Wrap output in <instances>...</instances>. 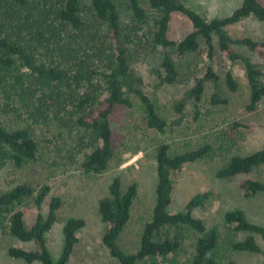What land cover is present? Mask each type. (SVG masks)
<instances>
[{
  "label": "trees",
  "instance_id": "trees-1",
  "mask_svg": "<svg viewBox=\"0 0 264 264\" xmlns=\"http://www.w3.org/2000/svg\"><path fill=\"white\" fill-rule=\"evenodd\" d=\"M126 1L132 15L129 24L122 23L116 0H89V11L83 0H0V114L19 113V107L14 108L7 102L9 98H15L21 108L32 107L34 112L31 114L40 117L54 111L58 114L70 111L72 106L76 123L93 136V149L84 156L82 163L87 173H102L115 156L110 115L116 105L132 107L135 97L150 128L165 133L170 125L160 112L158 100L144 90V77L132 67L134 49L142 47L153 52L163 49L164 55L157 69L159 83L174 84L179 80V70L173 55L197 50L202 38L212 60L214 35H217L222 53L232 62L241 61L244 65L250 92L246 109L254 111L264 100V63L254 62L232 49L234 43L243 45L264 61V41L249 36L233 38L226 30L250 15L264 19V5L259 0H243L229 16L212 20L191 7L190 0H142L153 11V20L141 0ZM175 13L187 16L193 26V30L178 41L169 35ZM41 55L47 59L40 60ZM21 67L30 71L28 76L21 72ZM204 78L217 80L219 75L210 66ZM204 78L198 79L175 104L177 113L183 114L190 98L200 102L205 89ZM226 83L231 91H236L240 80L228 70ZM82 87L85 89L80 92ZM75 89L79 92L75 93ZM103 93L106 96L101 98ZM212 102L226 104L228 98L217 92ZM180 122L181 116L174 123ZM38 147L28 127L10 130L0 122V170L8 161L18 169L25 167L36 159ZM169 148L165 142L156 148L155 203L150 219L143 226L138 250L126 252L118 243L131 219L132 206L138 195L136 183L123 190L119 177L111 183L109 194L99 201V212L106 224L102 237L104 246L118 264H161L160 259L165 261L163 264H176L170 255L182 248L184 233L180 228H190L197 233L191 264H236L233 259L222 260L221 243L225 242L221 231L217 227L207 228L204 220L194 215V210L210 198V191L193 195L182 211L173 213L169 210L175 186L173 173L186 163L209 156L211 145L176 155H170ZM262 164L264 148L233 156L218 175L232 178L249 173ZM241 188L249 196L264 193V182L247 178L241 182ZM50 192L49 184L36 188L29 183H20L0 193V215L10 212L7 224L10 234L23 242H35L39 247L38 250L11 247V257L29 263L37 260L42 264L69 263L79 242L77 233L85 227L86 220L76 216L66 220L62 252L54 259L47 246L46 234L57 222V211L63 200L52 195L48 213H44V202ZM30 198L35 199L37 215L35 222L28 226L24 211L13 208ZM224 221L233 225L236 232L248 234L243 239L230 240L232 250L264 255V249L255 237L259 235L264 239V225L250 221L242 209L226 211Z\"/></svg>",
  "mask_w": 264,
  "mask_h": 264
},
{
  "label": "rangeland",
  "instance_id": "rangeland-1",
  "mask_svg": "<svg viewBox=\"0 0 264 264\" xmlns=\"http://www.w3.org/2000/svg\"><path fill=\"white\" fill-rule=\"evenodd\" d=\"M259 1L264 5V0ZM83 2L86 11H89V0ZM116 2L122 23L129 24L132 15L127 1ZM242 2L243 0H190L188 4L204 18L212 20L229 16ZM142 5L153 20L154 13L151 8L143 1ZM192 30V23L187 16L181 13L173 15L169 30L172 39L181 40ZM226 30L233 38L249 36L257 41H264V19L253 15L228 26ZM140 34L142 36L143 31ZM214 42L212 60L209 59L208 47L202 38L197 50L173 55L179 70V80L174 84L159 83L157 69L164 55L163 49L159 48L155 52L142 47L134 49L132 67L144 77V90L158 100L160 112L170 125L165 133L150 128L145 112L135 97L132 107L116 105L110 115L115 156L102 173H87L82 166L84 156L93 149V136L90 131L76 123L77 116L72 106L69 107L70 111L61 114L54 111L46 117H40L31 114L34 112L32 107L21 108L15 98L6 99L12 107H19V113H2L0 122L10 130L19 126L28 127L39 147L36 159L25 167L18 169L14 163L8 161L0 170V193L20 183H29L36 188L49 184L51 192L44 202V213H48L52 195L62 198V207L57 211L58 220L46 234L47 246L54 259H58L62 252L63 227L66 220L76 216L84 218L86 225L77 233L79 242L68 264H118L103 244L106 224L99 212V201L109 194V187L116 177L121 179L123 190L132 183L138 186L131 219L118 239L119 245L126 252L133 253L138 250L143 226L150 219L155 203L156 148L165 142L170 146V155L205 144L212 147L209 156L186 163L173 173L175 186L169 210L173 213L182 211L193 195L210 191V198L194 210V215L203 219L207 228L217 227L221 231L225 242L221 243L222 260L225 262L233 259L236 264L264 262V255L261 253L231 249L230 240H240L248 234L236 232L233 225L224 221L226 211L242 209L250 221L264 225V193L249 196L241 188V182L247 178L264 182V164L249 173L232 178L218 175L219 170L227 165L233 156L246 155L264 148V100L256 110L246 109L250 92L246 86L244 65L241 61L232 62L222 53L217 35H214ZM232 49L249 56L254 62L261 65L264 63L261 57L243 45L234 43ZM46 59L45 56H40V60ZM210 66L219 75L217 80L204 78ZM228 70L240 80L236 91H231L227 86ZM21 72L28 76L30 71L21 67ZM200 78H204L205 83L202 99L198 103L194 98L188 99L184 112L180 115L175 109V104ZM84 89L82 87L80 92ZM78 92L79 89H75V93ZM217 92L227 97L228 103L214 104L212 97ZM105 96L106 93H103L101 98ZM2 98L4 99L3 96ZM180 116L181 122L174 123ZM17 209L24 211L28 226L35 222L37 208L34 198L27 199L24 204L13 208L14 211ZM9 216L10 212L0 215V264H42L38 260L29 263L9 255L11 247L39 249L35 242H23L10 234L7 227ZM180 229L184 233L182 248L170 255V258H174L176 264H191L197 233L190 228ZM255 237L264 249V239L259 235ZM160 262L165 263L161 259Z\"/></svg>",
  "mask_w": 264,
  "mask_h": 264
}]
</instances>
